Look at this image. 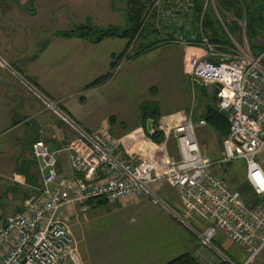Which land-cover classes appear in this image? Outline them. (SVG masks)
<instances>
[{"label": "built area", "instance_id": "obj_1", "mask_svg": "<svg viewBox=\"0 0 264 264\" xmlns=\"http://www.w3.org/2000/svg\"><path fill=\"white\" fill-rule=\"evenodd\" d=\"M178 1H184V7L168 10L171 16H190L194 3ZM212 1L207 0L205 7ZM172 39L189 44L179 36ZM234 46L233 55L217 53L200 59L195 52L189 59L194 81L211 94L217 85L220 87L216 109L227 116L230 126L220 160L213 162L202 155L195 134L197 125L188 120L174 129L179 159L166 152L153 158L126 155L109 134L90 133L70 121L77 137L67 144L65 152L74 175L59 181L57 158L44 142L33 143L41 185L33 188L20 213L8 217L0 228V264H85L67 219L60 215L62 209L78 205L86 212L88 204L99 199L114 205L144 194L156 198L151 186L160 182L177 190L184 216L173 214L180 222L190 229L187 219L199 226L206 222L203 233L194 231L205 246L221 255L214 246L220 233L245 253L243 264H253L264 253V204H253L212 173L213 168L243 160L246 182L254 196L264 200V167L258 160L264 151V52L256 56L245 47Z\"/></svg>", "mask_w": 264, "mask_h": 264}, {"label": "crops", "instance_id": "obj_2", "mask_svg": "<svg viewBox=\"0 0 264 264\" xmlns=\"http://www.w3.org/2000/svg\"><path fill=\"white\" fill-rule=\"evenodd\" d=\"M48 1L0 0V5L4 6L5 11L4 18H0V228L5 225L8 217L20 213L25 199L33 192V188L41 185L39 163L32 154L33 143L44 142L51 154L57 158L59 181L71 179L74 171L65 148L77 137V134L70 121L75 124L77 122L90 133L103 131L101 124L89 117L94 114L93 112L90 114L86 104H81L83 98L79 99L80 95L84 93L87 100H93L94 95L99 96L98 98L103 100L106 106L110 103L108 87L112 79L95 89L90 87L95 80L111 71L113 56L110 62L107 57L103 59L93 51L94 45L100 43L93 44L80 38H65L60 35L64 31H53L48 27L42 35H39L37 26L26 20L29 13L34 12L31 14L34 16L40 11L50 13ZM222 15L225 16L227 23L231 22L230 13L224 10ZM46 21L49 22L47 18ZM108 66L110 70L107 69ZM187 70L189 71V68ZM188 71H186L187 77ZM29 79L34 81L44 93L36 89ZM198 91L204 110L201 115L191 120L197 125L195 132L208 125L206 121L208 111L216 110L217 105V100L213 99L207 89L198 87ZM103 94H107L106 97ZM47 100L55 104L57 109L50 107ZM57 110L61 113L65 110L76 122L64 114H59ZM186 119L183 114L173 112L165 114L159 120L156 131L165 134V141L161 145L154 144L148 138V134H152L153 131V126L151 127L150 124H147L146 131L138 129L129 135H119L116 143L126 155L143 158H153L162 152L170 155L169 149L171 150L172 146H169L171 143L168 142L169 137L171 133L174 135L176 126ZM202 122H205V125H200ZM213 133L219 136L215 129ZM219 142H222L221 138ZM177 154L180 155L178 148L174 149V156ZM202 155L216 161L222 158V151L216 159L204 153ZM220 168H213L212 173L215 174L214 170ZM218 177L223 179L221 176ZM165 184L160 182L151 186V190L157 196H161L163 202V196H167ZM169 197L171 200L175 199V206L181 210L180 198L168 194ZM150 201V196L144 194L117 203L119 212L133 213L131 219L113 231L89 230H94L96 234L93 247L80 245L87 242L86 232L94 221V216H84L81 213L77 216L75 211L80 207L68 206L67 212L71 224L67 221L77 240L84 263L93 264V255L101 254L96 258L99 264H167L185 253L193 254L201 262L205 247L199 237L186 227L189 235L190 233L192 235L191 238L187 236L180 239L176 244L178 248L174 250L172 238L183 233L180 226L174 224L175 209L170 204H163L165 207L163 209L173 221L166 222L168 228H152L147 224L155 214L154 209L149 210ZM88 205L89 208L84 213L91 209L110 207L108 203H101L100 200L92 201ZM70 210L74 212L71 213ZM168 216L159 217L166 221ZM159 237L162 240L158 239ZM221 241L214 240L234 262L245 261L246 255L241 249L232 242L225 244L220 243ZM1 255L0 247V259ZM263 263L264 256L256 262V264Z\"/></svg>", "mask_w": 264, "mask_h": 264}, {"label": "rangeland", "instance_id": "obj_3", "mask_svg": "<svg viewBox=\"0 0 264 264\" xmlns=\"http://www.w3.org/2000/svg\"><path fill=\"white\" fill-rule=\"evenodd\" d=\"M143 1L147 2V0ZM48 2L51 9L50 13L46 14L45 12L40 11L37 16H34L31 15L34 13L33 12L29 13L27 19L25 18L37 26L36 30L39 35H42V32L47 27L48 29L51 28L53 31H70L81 26H89L93 28L98 27L102 30L109 28L125 30L129 25L127 21V13L130 0H49ZM183 2L184 1L179 2L178 0H152V5L150 4L151 7L149 8L148 15L146 16V22L153 24L152 26L159 30V34L152 35L148 39H145L143 36L141 38H137L127 50L124 58L120 60L117 68L111 71L112 77L110 80H112L108 87V96L110 98L109 106H106V103L98 98L99 96L97 97L94 95L93 100H87L84 97V93L80 95L79 99H81V97L83 98L81 99V104H86V108L89 109L90 114H92V112L94 114V116H89L91 120H95V122L99 125L101 124L100 127H102L101 129L105 131L104 133L109 134L111 139L115 142H117V137L119 135H129L131 133H135L138 129H143L144 131L147 130L142 126L141 109L139 108V106L144 102H158L157 104L159 105L160 113L157 124L159 120L168 113L174 112L183 114L184 117H187L186 120L188 121H193L199 114L201 115L203 113L204 105L201 103L198 93V87L203 86L194 81L190 71L187 70V68H189V59L195 52L200 55V59L208 58L214 54L223 52L218 51V49H216L214 45L210 44L207 39L200 40L197 46L195 37L196 33H190V35L188 34V32L192 31V16L188 15L187 17L182 16L179 18L178 15L175 17L171 16L168 10H173L175 7L183 8ZM210 6H212L213 9L215 8L218 18L227 23V21H225V16L222 15V11H226V9H224V7L216 0H213ZM3 8L4 6L0 5L1 19L4 18L5 15ZM154 10H157L158 17L156 20H150ZM230 14L232 18L231 22L229 21L230 23L237 21L240 27L242 25V32L237 35V37L229 34L231 42L238 44L240 47H245L252 52L246 37V21H238L233 13ZM46 18L49 22L46 21ZM171 25H173L174 28H170L169 26ZM189 25L190 28L186 29V26ZM41 26H44L45 28H42ZM183 26L186 29L185 33L188 35L187 39L184 37L185 33L180 31ZM175 36L181 37L183 40L188 41L189 44H187V42L185 44L175 43L173 42V39L164 41L169 38H174ZM155 41H164V43L160 47L151 46L149 51L145 52L148 47L147 45L150 46ZM127 42V39L108 38L99 45H94L93 51L94 53L99 54L103 59L107 57V60H110L111 62L113 54L120 55L125 52ZM256 44L260 46L264 45V32L261 38L256 41ZM232 50L233 55L236 50ZM253 55L256 54L253 53ZM107 69L110 70V66H108ZM186 71H188V77ZM104 73L106 72L104 71ZM96 87L91 88L95 89ZM103 95L105 96L107 94ZM53 105L57 107L55 104ZM58 113L71 117L67 112L66 113L68 115L59 111ZM147 123L150 124L151 127L155 125L154 121H148ZM76 126L82 128L80 125L76 124ZM156 128L154 127L152 130ZM212 130L214 131L213 127L208 123L206 127L197 129L195 134L198 138L202 154L204 153L205 155L216 159L219 157L218 155L221 151L223 157V141L228 136L222 137L219 135V137L216 133H213ZM152 133H154V130ZM11 134L13 135L16 133ZM173 136L175 135L171 133L169 137L170 141H168L171 142L169 146H172L171 150L169 149V153L170 156L179 159L181 155L177 154L174 156V149L177 150L178 142ZM220 138L222 140L221 143L219 142ZM258 160L264 167V151L258 156ZM211 161L215 162V160ZM214 172L216 175L221 176L232 190L247 189L245 187L246 165L243 160H236L232 163L224 164L220 169L214 170ZM165 187L167 196H163L164 202L161 196H156V198L150 197L152 202L150 201L151 205H149V210L152 211L154 209L153 212L155 214L147 222V224L152 228H168L166 222L169 220L172 221L167 215V212L163 209L165 208L163 205L165 203L170 204L175 209L174 211L177 214L184 216V213L177 206H175V199L171 200L170 197L168 198V194L179 198L177 190L166 184ZM153 200L158 201L157 204H155ZM116 205L117 204L110 205V207H102L98 210L91 209L87 213H84V211L80 210V208L76 209L75 212L77 213V216L80 213L84 216H94V221L91 223V226L86 232L87 242L85 244L84 242L81 243L80 246L84 247V245H92L93 247V241L96 234L93 232L94 230L89 231L91 229H98L103 232L113 231L117 227H121L122 224L129 222L133 213L131 211L119 212ZM67 209L68 207H64L61 211V215H63V217L71 224ZM70 211L71 213L74 212L73 210ZM160 215L168 216V219H166V221L162 220L159 217ZM179 222L180 221L176 218V216H174V224H178L183 233L179 236L175 235L172 238L174 240V250L178 248V245L176 244L180 239L187 236H190L189 238H191L192 235L191 233L189 235V231L193 233L194 231L203 233L207 226L206 222H202L203 226H199L193 220L187 219L186 223L192 228L190 229L187 225ZM160 224L161 226H159ZM185 227L188 228L189 231H187ZM77 228H79V226ZM73 229H75V226ZM186 232H188V234ZM224 237L225 236H220L218 233L215 241L218 242L224 239L220 243L229 244L231 241ZM158 239L162 240L161 237ZM204 247V256L201 258V262H203V264H213L218 260L217 258L223 260L221 255L234 264H243L245 262L236 263L230 257H227V255L222 253L220 249L219 252L221 255L205 245ZM100 255L101 254L93 255V264H99V261L96 258ZM262 256H264V253L261 254L253 264H256Z\"/></svg>", "mask_w": 264, "mask_h": 264}, {"label": "trees", "instance_id": "obj_4", "mask_svg": "<svg viewBox=\"0 0 264 264\" xmlns=\"http://www.w3.org/2000/svg\"><path fill=\"white\" fill-rule=\"evenodd\" d=\"M194 3V7L192 8L191 15L192 16V31L188 32V34H195L196 44L198 46L199 41L202 39H207V41L214 45L218 51H222L223 53H232L235 48L233 43L229 38V34L237 37L242 32V29L237 21L232 23H225L223 20H220L212 8V6L208 5L205 7L207 0H189ZM220 3L221 6L226 9L227 12L233 13L236 19L246 21V37L248 39L251 50L254 54H259L264 51V45H257L256 41L261 38L264 32V0H216ZM152 5V0H147L144 2L143 0H130L128 7V27L125 30H119L115 28H109L106 30H102L98 27L93 28L89 26H81L77 27L70 31H64L60 35L65 38H80L86 41H89L93 44H99L108 38H122L127 39V47L124 53L120 55H113V61L111 63V71L116 69L119 65L120 60H122L132 45V43L142 36L145 39H148L152 35L159 34V30L155 29L151 23L146 22V16L148 15V10ZM150 20H156L157 10H154ZM171 28V27H170ZM174 28V26H173ZM176 30V29H175ZM180 31L185 33L186 29L183 26ZM187 33H185L184 37L187 39ZM194 37V36H193ZM172 39V38H170ZM190 39V37H189ZM191 40V39H190ZM163 42H154L150 46L147 45V50L154 46H161ZM201 43V42H200ZM109 74L100 77L95 80L90 87L100 86L110 80L112 77V72ZM30 83L38 89L41 93L44 91L39 88V86L32 80ZM141 120L142 126L147 129V122L154 121V126L152 128H156L157 120L159 118V105L157 103L144 102L141 107ZM65 114V110H62ZM68 115V114H67ZM70 120L75 121L70 117ZM207 123H209L217 133L224 137L229 135L230 126L228 123L227 116L225 114L220 113L217 109H210L208 111V117L206 119ZM76 122V121H75ZM78 125V123L76 122ZM154 133L148 134V138L155 144L161 145L165 141V135L162 132L156 131L153 129ZM245 187L247 188L240 190L245 196L249 197L253 204L261 203L264 204V200H260L256 198L252 192L250 185L245 181ZM100 200V199H99ZM101 203H107L104 200H100ZM214 246L216 248L227 255L222 248L214 242ZM213 264H229L220 258ZM167 264H203L200 262L197 257H195L191 253H185L174 260L168 262Z\"/></svg>", "mask_w": 264, "mask_h": 264}, {"label": "water", "instance_id": "obj_5", "mask_svg": "<svg viewBox=\"0 0 264 264\" xmlns=\"http://www.w3.org/2000/svg\"><path fill=\"white\" fill-rule=\"evenodd\" d=\"M209 61L212 62V63H218L216 60H213V59H209ZM219 91H220V87L217 85L212 91L213 99L217 98V95H218Z\"/></svg>", "mask_w": 264, "mask_h": 264}]
</instances>
